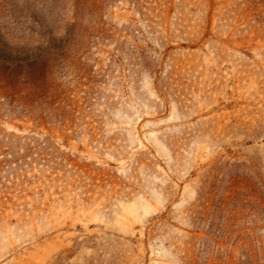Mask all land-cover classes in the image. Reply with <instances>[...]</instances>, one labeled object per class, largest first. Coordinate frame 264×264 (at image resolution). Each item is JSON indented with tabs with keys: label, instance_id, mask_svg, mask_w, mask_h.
Instances as JSON below:
<instances>
[{
	"label": "rangeland",
	"instance_id": "obj_1",
	"mask_svg": "<svg viewBox=\"0 0 264 264\" xmlns=\"http://www.w3.org/2000/svg\"><path fill=\"white\" fill-rule=\"evenodd\" d=\"M0 0V264H264V0Z\"/></svg>",
	"mask_w": 264,
	"mask_h": 264
},
{
	"label": "trees",
	"instance_id": "obj_2",
	"mask_svg": "<svg viewBox=\"0 0 264 264\" xmlns=\"http://www.w3.org/2000/svg\"><path fill=\"white\" fill-rule=\"evenodd\" d=\"M26 1V0H24ZM57 0H51L47 7L49 10V15L46 19L41 22H38V27L40 29V35L44 38V42L47 45H51L60 39V30H62V20L53 14V10L57 8Z\"/></svg>",
	"mask_w": 264,
	"mask_h": 264
}]
</instances>
